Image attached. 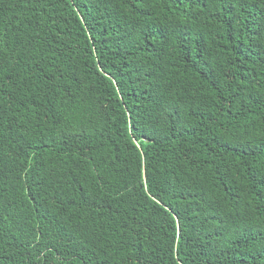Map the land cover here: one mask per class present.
<instances>
[{
    "label": "trees",
    "instance_id": "16d2710c",
    "mask_svg": "<svg viewBox=\"0 0 264 264\" xmlns=\"http://www.w3.org/2000/svg\"><path fill=\"white\" fill-rule=\"evenodd\" d=\"M0 264H264V0H0Z\"/></svg>",
    "mask_w": 264,
    "mask_h": 264
}]
</instances>
